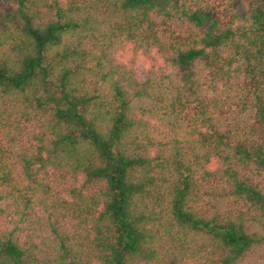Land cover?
I'll list each match as a JSON object with an SVG mask.
<instances>
[{
	"label": "trees",
	"instance_id": "16d2710c",
	"mask_svg": "<svg viewBox=\"0 0 264 264\" xmlns=\"http://www.w3.org/2000/svg\"><path fill=\"white\" fill-rule=\"evenodd\" d=\"M0 264H264V0H0Z\"/></svg>",
	"mask_w": 264,
	"mask_h": 264
},
{
	"label": "rangeland",
	"instance_id": "374dc122",
	"mask_svg": "<svg viewBox=\"0 0 264 264\" xmlns=\"http://www.w3.org/2000/svg\"><path fill=\"white\" fill-rule=\"evenodd\" d=\"M148 66L149 64L145 63L141 58H139L137 62V66H136V73H137L138 78L144 79L146 77ZM151 67H153L152 64H151Z\"/></svg>",
	"mask_w": 264,
	"mask_h": 264
}]
</instances>
